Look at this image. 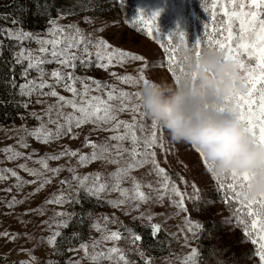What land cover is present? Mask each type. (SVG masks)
I'll return each instance as SVG.
<instances>
[{"label": "rangeland", "instance_id": "obj_1", "mask_svg": "<svg viewBox=\"0 0 264 264\" xmlns=\"http://www.w3.org/2000/svg\"><path fill=\"white\" fill-rule=\"evenodd\" d=\"M28 0H0V30L16 29L22 27L24 31L36 36H44L50 27V19H56L60 26L76 25L85 35H90L93 40L102 39L110 48L119 49L134 55L144 57V61H134L125 59L123 64L115 63L107 71L103 68L77 67V76L87 80L89 77L102 83L115 86L120 91L137 92L144 86L143 83L137 85L125 84L111 75L117 76L130 75L138 77L139 70L145 66L150 67L144 72L148 81H155L162 84L175 86L173 77L168 69V57L164 48L153 37L147 35L151 21L149 16L159 11L158 25L160 28L161 41L165 47L175 46L180 48V55L184 54L181 37L174 31L177 29L186 32L183 42L189 47L193 44L189 38L190 33L196 37L197 27L194 9L191 0H49L57 2L59 8L57 14L45 13L39 7H35L32 19H29V8L26 4ZM37 6H41L40 1L33 0ZM39 1V3H38ZM202 7L207 8V16L203 21L207 35L202 43H206L209 36L214 35L215 27L212 19V2L203 0ZM140 10L145 15L140 18ZM60 13H64L60 16ZM19 21L13 25L12 20ZM147 22V23H146ZM173 32L172 40L168 35ZM35 50L38 44L35 41H24L22 45L11 40H3L2 54H0V169H16L20 176L25 180L33 179L17 168L19 163L24 160L7 161L3 150L8 146H17V137L13 129L26 125L29 129L38 126V121L29 116V113H41L47 104L55 103V98L32 97V102L27 109L18 107L23 103V99L18 94L19 85L25 82L22 76L23 67L15 64L13 56L19 51L20 47ZM94 52L95 49H92ZM95 57L93 56V60ZM58 65H45L46 71L50 73ZM38 73L32 71L28 79L37 78ZM14 77V79H13ZM49 80V76L44 77ZM90 83V81H89ZM77 87H80L78 84ZM61 95L70 96L71 94L63 89H57ZM45 92L48 89H44ZM107 91V90H105ZM104 93L93 92L92 95H103ZM37 99L45 101L44 104L35 103ZM139 103V101H137ZM142 111L147 110L143 107ZM70 111V109H68ZM120 119L131 121V113L120 114ZM139 118V117H138ZM45 119H47L45 117ZM151 132L150 116L144 120ZM54 127V125H49ZM93 125L83 126L82 130H76L78 139L65 137L51 145H44L34 139H29V148H19V151L30 153L35 150L39 156L58 153L61 146L71 149H80L82 153H90L91 149L84 147V140L87 136L96 143H103L105 139L112 135L111 132L92 131ZM159 141L163 148H156V159L159 166L164 168L170 178V183L174 184L182 193L185 194L184 203L187 212H180L174 206L173 201H178L180 197L175 195H165L161 201H156L157 192L153 189L161 188L162 177L155 174L151 164L133 170L130 178L122 183L124 188H132V177L138 180L142 187L141 190L153 199L147 203L140 204L139 211H132L130 215H125L126 208H114L108 202L120 197L119 192H110L99 198H89L80 193L77 197L75 185L71 191L73 199L79 200L78 203L59 205L46 204V200L59 194L60 184L58 180L46 186L41 192L33 193L36 185H25L18 191L13 185L14 178L0 181V233L8 232L16 235L13 241L7 237L0 236V264H21L29 262L30 256L35 257L34 264H72L73 260H81V264H92L87 259H82L83 251H72L78 249L80 244H91L93 240H99L101 232L93 228V224L100 222L101 228L104 227V217H109L115 222H108L106 227L112 231L119 230L125 239L119 241L118 246L127 254V259L132 264H145V259L150 258L151 264H180V259L191 254L193 249L197 250L198 264H259L258 257L254 255V245L243 235L242 227L237 226L236 219L233 217L230 207L224 203V192L213 180L211 174L206 170L201 162L199 154L190 144L177 143L171 139L170 131L163 124L159 123L156 129ZM139 134V133H138ZM115 144V141H112ZM125 148H130L129 142H124ZM51 167L65 165L67 159L60 161H50ZM76 159L71 160L75 166ZM29 167L38 168V164L28 162ZM117 165H103L101 162H92L86 167H78L77 172L80 176L102 174L107 180L110 173L116 170ZM71 179L68 171H63L59 179ZM151 184L152 189L147 185ZM195 184L199 192H194L192 185ZM12 188L11 192L5 191ZM199 196V201L189 199V197ZM17 201L24 200V203H16L13 207H8L12 198ZM36 210V211H29ZM43 212V214H39ZM56 212L70 214V223L67 228L58 229L61 236L57 238L55 249L46 242V238L57 230L53 224L52 229L48 228ZM28 213V214H25ZM152 216V220L140 218L141 215ZM57 219H61L57 217ZM69 219V217H65ZM231 220V222H229ZM159 224L161 231L153 236L151 225ZM215 229H211L213 227ZM200 225L201 227H196ZM210 226L208 235H203L205 228ZM192 228L190 232L188 229ZM141 236V241L133 245L129 239V233ZM45 242L42 244L41 240ZM200 240V241H199ZM112 244L108 243L107 247ZM143 253V257L140 253ZM207 253L212 256L205 259ZM179 258V259H178ZM101 264H110L109 261H102Z\"/></svg>", "mask_w": 264, "mask_h": 264}, {"label": "snow or ice", "instance_id": "obj_2", "mask_svg": "<svg viewBox=\"0 0 264 264\" xmlns=\"http://www.w3.org/2000/svg\"><path fill=\"white\" fill-rule=\"evenodd\" d=\"M211 2L215 27L213 28L214 35L209 36L206 43H202L198 39L189 47L183 42L186 32L179 29L174 31L181 37L183 55L179 54L180 48L165 47L161 41V37L158 35L160 33L159 11L153 12L148 17L151 25L147 35L156 39L164 48L168 57L167 70L171 73L174 84L177 86L181 84L184 77L195 76V72L192 71L194 59L198 61L201 56L215 52L221 54L223 59L231 61L243 75L247 85L246 90L237 89L231 95L225 96L221 95L217 89L215 98L206 104L214 113L232 112L238 115L246 130L255 138L256 143L264 147V0H211ZM204 10L208 11L207 8ZM59 15L63 16L64 13ZM144 15V11L140 10L141 19ZM49 23L50 27L44 36L26 32L22 27L0 30V54H2L3 40L15 41L18 45H22L24 41H35L38 44V48L35 50L21 46L13 56L15 64L24 66L26 62L22 72L25 82L18 86L12 85L18 87V94L24 98L23 103L17 106L27 109L33 96L55 98V103L47 104L42 114L29 113V116L38 121L37 127L29 129L26 125H21L19 128L13 129L18 147L10 145L3 150L5 159L9 162L24 160L25 162L19 163L17 168L33 179L25 180L16 169H0V181L14 178L16 183L13 187L18 191H21L25 185H36L33 193L30 194L35 195L58 180L61 186L59 194H54L45 203L59 206L79 202L78 198L73 199L71 191L73 185H75L77 197L80 193L89 198H99L110 192H119L120 197L108 203L114 208L125 207V215H130L132 211H139L140 204L147 203L153 198L141 190V183L134 177L131 178L132 188H124L122 183L130 178V173L133 170L151 164L155 174L162 177L161 188L153 189L157 192L156 201L163 200L165 195H175L180 199L173 201L174 206L180 212H187L184 203L185 194L170 183L168 174L164 168L159 166L156 159L154 149L163 148L156 131L159 123L151 119V132L149 133L148 126L144 123L149 114L141 110L144 107L141 92L118 91L113 85L102 83L91 77L85 80L75 73L78 66H95L107 71L115 63L123 64L125 59L144 61V57L119 49L113 50L104 40H93L90 35H85L76 25L62 27L56 19H50ZM12 24L17 25L19 21L13 19ZM204 27L207 28V25ZM172 36L173 32L168 35L170 41ZM92 49L95 51L93 52ZM48 64H56L58 67L48 73L45 68V65ZM148 67L150 66L145 64L139 70L138 77L135 78L130 75L117 76L114 72L111 75L125 84L143 83V85H147L149 81L144 72ZM32 71H36L38 76L35 79H28ZM46 75L49 76L51 82L44 78ZM78 84L80 87H77ZM58 88L71 95H61ZM44 89H48V91L45 92ZM93 92H103L104 94L92 95ZM35 103L44 104L45 101L37 99ZM125 112L131 113V121L119 118L120 114ZM88 124L93 125L92 131L112 133L103 143L99 144L86 136L83 146L90 148V153H82L80 149L63 146L58 153L44 156H39L35 150L27 154L18 150L19 148H29V139H34L46 146L58 143L65 137L73 140L78 139L76 130H82L83 126ZM49 125H54V127H49ZM112 141L116 143L113 144ZM126 141L131 144L130 148L124 147ZM191 146L199 154L201 162L218 187L223 190L224 203L229 206L234 205V207H230V211L236 219L237 226L242 227L243 235L254 245V255L258 257L259 264H264V194H251L254 182L264 175V168L252 171L234 169L223 176H217L213 172L214 162L209 161L198 147ZM73 158L77 161L75 166L71 164ZM62 159H67L68 163L57 167L50 166V161ZM29 161L40 167H29ZM97 161L105 166L117 165L116 170L109 174L107 180H104L99 172L84 176L78 174V167H86ZM63 171H68L71 174L70 180L59 179ZM147 187L152 189L151 184H148ZM192 187L194 192H199L195 184ZM5 191L11 192L12 188ZM189 199L199 201L200 197L197 195L189 197ZM16 203H24V200L17 201L16 197H13L8 207H13ZM39 214L42 215L43 212ZM57 217L61 219H57ZM65 217H69V219H65ZM140 218L152 220L150 215L142 214ZM103 220L105 222L103 229L99 221L92 225L96 231L101 232L99 240H93L91 244L82 243L78 249L71 250L83 251L82 259H87L92 264H101L102 261H109L110 264H132L127 259L124 249L118 246L119 241L125 237L119 230L112 231L106 227L108 222H115V220L109 217H104ZM44 223L48 224L49 229H52L53 224L57 228L52 235L46 238V242L55 249L57 238L61 236L58 229L69 226L70 214L56 212L50 222ZM196 227L201 226L196 225ZM188 230L191 232L192 228ZM160 231L159 224L151 225L153 236H156ZM0 236L13 241L17 238L16 235L8 232L0 233ZM126 239L139 247L137 242L141 241V236L130 232ZM44 242L45 240L42 239L41 243ZM108 243H111L112 246L107 247ZM140 255L143 257L144 254L141 252ZM196 257L197 250L193 249L190 255L180 259V264H198ZM35 259L30 256L27 264H34ZM21 264H25V262H21ZM72 264H81V260H73ZM145 264H151L150 258L145 259Z\"/></svg>", "mask_w": 264, "mask_h": 264}, {"label": "clouds", "instance_id": "obj_3", "mask_svg": "<svg viewBox=\"0 0 264 264\" xmlns=\"http://www.w3.org/2000/svg\"><path fill=\"white\" fill-rule=\"evenodd\" d=\"M195 76L184 77L179 86L149 81L141 89L142 103L150 118L170 131L177 143L195 145L214 162L217 176L264 168V147L246 130L238 115L214 113L207 106L216 96L246 90L243 75L235 65L211 52L194 59ZM251 194H264V175L251 188Z\"/></svg>", "mask_w": 264, "mask_h": 264}, {"label": "trees", "instance_id": "obj_4", "mask_svg": "<svg viewBox=\"0 0 264 264\" xmlns=\"http://www.w3.org/2000/svg\"><path fill=\"white\" fill-rule=\"evenodd\" d=\"M192 1V8L194 9V16L196 18V25H198L199 27H197V40H204L206 38L207 32L205 30V27L203 26V21L205 19V17L207 16V14L205 13L206 11L204 10V8L202 7V1L203 0H191ZM39 3V1H38ZM41 6H37L35 4V2L33 0H28L26 2L28 8H29V19H32V14L34 12L35 7H39L40 9L44 10L45 13H51V14H57L58 12L57 9L59 8V4L57 2H50L49 0H44V1H40ZM1 12V11H0ZM189 38L191 39V41L194 43L196 41V37L192 34V32L189 35ZM213 227H211V229H215ZM210 231V226L205 228V232L203 233V235H200V238L203 239V237H205L206 235H208ZM210 234V233H209ZM200 241V240H199ZM212 255L210 253H207L205 259H208L209 257H211Z\"/></svg>", "mask_w": 264, "mask_h": 264}]
</instances>
